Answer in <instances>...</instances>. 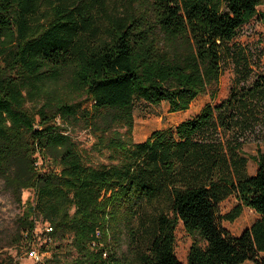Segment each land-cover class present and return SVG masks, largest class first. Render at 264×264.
I'll use <instances>...</instances> for the list:
<instances>
[{
  "label": "trees",
  "instance_id": "trees-1",
  "mask_svg": "<svg viewBox=\"0 0 264 264\" xmlns=\"http://www.w3.org/2000/svg\"><path fill=\"white\" fill-rule=\"evenodd\" d=\"M262 4L0 0V180L19 204L33 191L18 226L29 251L41 216L45 246L67 242L65 264H264V152L249 174L243 151L264 141V72L253 76L233 44L264 19ZM229 65V93L216 102ZM207 92L198 114L134 141L138 105L177 113ZM77 126L109 163L84 160L68 133ZM230 196L238 203L222 215ZM244 207L259 218L233 235L221 221ZM180 223L192 240L186 263L175 254Z\"/></svg>",
  "mask_w": 264,
  "mask_h": 264
},
{
  "label": "rangeland",
  "instance_id": "rangeland-1",
  "mask_svg": "<svg viewBox=\"0 0 264 264\" xmlns=\"http://www.w3.org/2000/svg\"><path fill=\"white\" fill-rule=\"evenodd\" d=\"M263 4L258 7L260 12H264ZM137 7L142 9L140 4ZM121 10V6L117 8V12ZM138 12L140 10H137ZM140 13V12H139ZM233 44H239L251 57V68L253 76L257 73L264 72V19L255 17L249 23L243 25L239 35L234 40ZM234 77L233 65H229L223 72L218 86L217 101L227 97L232 80ZM211 102L209 92L199 96L192 102L187 111L172 113L166 103L158 106L148 104H140L134 112V128L133 139L136 142L144 141L154 131L174 128L180 122L195 116L203 107ZM28 109L35 111L40 107L38 101L34 103L28 102ZM68 133L76 141L77 146L84 160L93 165L107 164L110 162V153L107 150L100 152L93 150V145L96 142V136L83 127H70ZM257 148L264 152V141L249 140L243 146V151L250 158L248 162L249 174H254L257 169V164L254 157L257 154ZM34 198L33 191L24 190L22 193V203L19 204L9 192L3 187V182L0 180V264H65L66 255L69 260L73 257L67 253L68 245L64 243H52L45 246L47 236L45 230L48 227V222L43 221L41 216L36 218L35 236L32 241V248L39 255V260L29 256L28 242L25 237L19 236V220L28 202H32ZM237 200L230 196L220 205L222 215L228 213L237 204ZM259 218V216L250 208L244 207L241 215L233 222L222 220L221 224L233 235H240L244 230ZM175 254L177 258L186 263L188 251L191 245V238L186 234L180 223L176 229ZM43 247L46 248L43 250ZM49 247V248H48ZM54 252L58 255L54 256ZM57 254V253H56ZM264 258V254H261ZM48 262H47V261ZM242 264H254L251 261H246Z\"/></svg>",
  "mask_w": 264,
  "mask_h": 264
},
{
  "label": "built area",
  "instance_id": "built-area-1",
  "mask_svg": "<svg viewBox=\"0 0 264 264\" xmlns=\"http://www.w3.org/2000/svg\"><path fill=\"white\" fill-rule=\"evenodd\" d=\"M47 230L49 231L50 229L48 228ZM29 256L36 260H39V255L33 248L29 251Z\"/></svg>",
  "mask_w": 264,
  "mask_h": 264
}]
</instances>
